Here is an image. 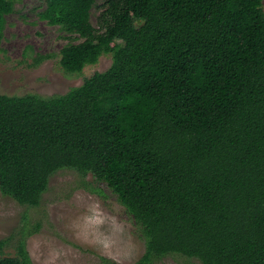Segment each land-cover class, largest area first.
<instances>
[{
	"label": "trees",
	"instance_id": "1",
	"mask_svg": "<svg viewBox=\"0 0 264 264\" xmlns=\"http://www.w3.org/2000/svg\"><path fill=\"white\" fill-rule=\"evenodd\" d=\"M263 1L43 0L66 72L112 64L66 94H0V192L38 206L59 170L91 173L141 229L135 264H264ZM0 264L33 263L21 241Z\"/></svg>",
	"mask_w": 264,
	"mask_h": 264
},
{
	"label": "rangeland",
	"instance_id": "2",
	"mask_svg": "<svg viewBox=\"0 0 264 264\" xmlns=\"http://www.w3.org/2000/svg\"><path fill=\"white\" fill-rule=\"evenodd\" d=\"M43 7V0H17L14 12L6 16L0 45L1 95L66 94L112 64L108 52L81 73L66 72L60 59L69 39L58 26L39 17ZM99 10L93 9L95 25ZM2 239L7 244L0 256L16 255L23 241L33 264H106L105 258L135 264L146 249L139 225L117 195L91 173L83 175L74 169H62L50 177L38 206L20 204L0 192ZM153 264L202 263L174 254Z\"/></svg>",
	"mask_w": 264,
	"mask_h": 264
}]
</instances>
